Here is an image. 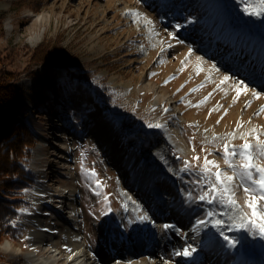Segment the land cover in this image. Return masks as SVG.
<instances>
[{"label":"rangeland","instance_id":"1","mask_svg":"<svg viewBox=\"0 0 264 264\" xmlns=\"http://www.w3.org/2000/svg\"><path fill=\"white\" fill-rule=\"evenodd\" d=\"M259 6L260 0H0V60L15 75L20 102L14 108L44 134L42 153L38 158L33 153L28 165L35 181L24 191L29 207L12 222L15 237L3 234L0 243L7 238L13 248L28 250L29 216L41 213L34 187L39 182L48 185L41 195L55 206L51 199L72 175L77 178L80 231L94 253L105 235L115 231L121 240L113 245L114 260L154 258L182 264L172 240L182 238L184 228L166 220L170 205L221 213L222 208L197 198L208 190L198 182V166L207 157L233 175L221 154L224 145L239 146L245 140L254 144L257 136L264 140V12L250 15L246 10ZM36 33L41 34L36 38ZM41 42L56 43L67 56L66 64L29 63ZM67 68L90 72L94 88L84 81L68 86ZM225 76L229 79L221 84ZM26 77L36 87L21 85ZM239 81L247 90L234 100L236 88L243 87ZM97 110L114 120L115 135L129 151L143 162L148 158V165L158 166L162 174L139 179L136 161L127 181L117 175L118 164L115 167L101 139L87 137ZM173 128L180 133L181 147L168 137ZM53 138H62L60 148L53 147ZM53 148L67 150L69 157L51 155ZM66 159H72L70 169L61 167ZM185 161L193 167L185 170ZM234 162L238 164L239 157ZM255 162L264 167V158ZM234 182L239 185V180ZM169 185L174 186L172 193ZM244 198L243 188L237 187L236 199L244 205ZM164 224L174 227L165 229ZM95 225L105 234L99 236ZM226 234L239 237L234 255L264 258V237ZM142 237H151V243L139 252ZM211 241L208 237L205 244ZM60 247L68 252L66 243ZM45 249L37 247V254H46ZM12 253L0 247V264H28L23 252Z\"/></svg>","mask_w":264,"mask_h":264},{"label":"bare ground","instance_id":"2","mask_svg":"<svg viewBox=\"0 0 264 264\" xmlns=\"http://www.w3.org/2000/svg\"><path fill=\"white\" fill-rule=\"evenodd\" d=\"M41 19L42 15L40 17V20ZM40 34L38 35L36 33V38L39 37ZM195 62L197 63V65H200L201 63V61L199 60H195ZM202 67L206 66L202 65ZM20 84L24 86L36 87L33 79L29 77L23 78L20 81ZM40 91L43 92V89L41 88ZM74 106L78 107L77 103H75ZM93 115V124L89 131V134H87V137L91 138L93 136H97L98 140L101 139L102 148H104L105 150H109L108 153L111 160L113 159L115 167L118 164L117 175L123 178L124 181H127V179L129 178L130 172H132L135 168L134 164L136 163V161H138L139 167L141 168H139V179L144 180L148 177L156 178L158 175L162 174V171L159 170L158 166L148 165V158L143 162L136 156V153L134 151H129L128 148L120 142L119 137L115 135L117 128L113 119H111L109 116H103L99 110H97V112H95ZM248 126L250 127V125ZM42 131L44 130L42 129ZM36 132L39 138L33 148V152L35 153L34 158H38L42 153V142H40V140H44V134L41 133L40 130H36ZM58 133L59 132H56L55 136L58 135ZM167 134L169 139L173 142L172 144L174 146L176 145L181 147L182 140L180 139V133H178V129L173 128L171 132H168ZM61 139L62 138H53L51 144L54 148L62 146L63 142H61ZM54 148L52 149L53 151L51 152V155L55 154V156H64L65 158L69 157V153L67 150L62 152L61 148L54 151ZM164 158H167V154L164 157H161L159 160H163ZM70 161H72V159L62 160L61 167L64 169H70L72 166L70 164ZM69 177V182L60 183V185H63V188L60 189L64 193L60 196L62 202L55 206H52V203L46 200L45 197L41 195L43 192H46L48 185H44L43 182H39L38 186L34 187V201L36 202L38 208H40L41 213H35L29 216V223L31 226L27 234L28 250L22 251V248L20 246H16L13 248L12 241L7 238H5L4 241L0 243V247H3L10 253L13 252L12 254H19L20 251L23 252L24 259L28 264H174L161 262L158 259L154 258H152L150 261H145L144 259H133L128 263L114 260L116 252L114 255L113 245L118 240H121V238L118 237V234L115 231H112L105 235L106 239L103 246L99 247L98 251L94 253L89 247H87V244L85 243V237L84 235H82L83 231H80L82 229V226L80 220L78 219V214H75V217L69 216V214H74L76 212L78 213L75 202L77 200L75 195V181L77 180V178L73 177L72 175H70ZM140 185L141 184H138L137 186L140 187ZM168 188V191L172 193V189L174 188V186L169 185ZM156 197H158L159 199L163 198L161 195H157ZM69 198H71L72 200H68ZM172 201L174 202L175 200ZM63 202H66L67 205L64 204L62 206ZM238 203L240 202L238 201ZM240 204L243 206L242 203ZM174 205L175 203L170 205V210L166 214V220H175V222L178 223L179 227L183 225L182 227L184 228V231L182 232L183 234H181L182 238H173L172 242L179 247L177 249L179 252H182L185 248H189L190 251L192 249H195V251H192L191 255L189 256H176L178 261L182 264H228L227 262H230L229 264H236L238 260L240 262H244L245 264H264V258L262 256H250L247 254H244L242 256H239L238 254L234 255L237 253V251L235 250V246H227L223 237L220 235V229L213 228L211 224L208 223L197 226L195 224L196 220L205 219L204 214L206 212H204L203 210L193 207H191L190 209H185L181 204H177V207L173 208ZM48 206H51V208ZM223 211L227 210L223 209L222 212ZM215 214L216 215L214 218L223 219L226 222L228 221V215H221V213ZM230 214L231 213H229V215ZM158 215H162V213L159 211ZM95 228L99 236L105 234L101 225H95ZM178 229L179 228H176L175 231H177ZM206 237H212V241L204 244L203 240ZM150 239L151 237H142L141 246H139L138 249L139 252L143 251L144 248L149 246V244L151 243ZM62 243H66L68 252H64V250L60 247V244ZM200 243L202 245H205L203 246L204 251L199 250V248L197 247ZM208 244H210L211 248H208ZM40 246H42L43 249L46 248V254H37L36 248ZM228 254L232 255L230 257L235 258V260L230 261L231 258L224 259V256ZM224 261L226 263H224Z\"/></svg>","mask_w":264,"mask_h":264},{"label":"snow or ice","instance_id":"3","mask_svg":"<svg viewBox=\"0 0 264 264\" xmlns=\"http://www.w3.org/2000/svg\"><path fill=\"white\" fill-rule=\"evenodd\" d=\"M246 10L249 11L250 15H260L264 12V0H260L258 10ZM131 14L138 15L135 12ZM228 79L229 77L225 76L223 80H221V84L225 83ZM238 85H243V81H239ZM246 90L247 85H243V87L238 86L236 88L237 96L234 97V100L239 97L242 91ZM259 95V93L253 91L254 97H259ZM149 127H161V125L149 124ZM252 131L255 132V129ZM228 135L231 136L233 134L229 133ZM221 154L225 165H227L228 169L233 171V175H228L227 172L220 169L214 161H210L205 157L203 165L198 166V170L201 173V181L198 182L205 183L208 190L202 191L197 198L199 201L207 202L209 205L215 204L219 208L227 210L221 212V215H228V221L226 222L223 219L214 218L216 214L209 210L204 214L205 219H198L195 221V224L201 226L208 223L211 224L213 228L220 229V235L223 237L227 246L234 247L239 237L230 236L226 233L244 232L250 235H260L264 237V167H261L255 162L257 157L264 158V140H260L257 136L256 143L254 144L247 140L239 146L225 144ZM235 157H239L238 164L234 162ZM198 159L199 157H193V160ZM189 167H193V165L185 161V170ZM92 175H95L94 170ZM213 177L214 182L212 179ZM236 180H239V185L234 183ZM96 183L97 185L100 184L98 180ZM237 187L243 188L245 196L243 206L238 203L236 199ZM106 199L105 197V200ZM245 209H247V211ZM229 213L231 214L229 215ZM141 219H147V217L143 216ZM163 227L169 229L174 226L164 224ZM192 251H195V249L190 251L189 248H185L182 252H177L176 255L189 256Z\"/></svg>","mask_w":264,"mask_h":264},{"label":"trees","instance_id":"4","mask_svg":"<svg viewBox=\"0 0 264 264\" xmlns=\"http://www.w3.org/2000/svg\"><path fill=\"white\" fill-rule=\"evenodd\" d=\"M56 45L50 42L36 45L29 63L66 64V54ZM14 81L15 75L7 72L0 60V240L3 234L15 237L17 227L12 222L18 217L20 210L29 207L28 202L23 199L24 191L35 182L28 165L33 157L37 137L30 124L14 108L20 102ZM81 81L94 88L90 72L76 68L66 69L65 82L68 86H76Z\"/></svg>","mask_w":264,"mask_h":264}]
</instances>
